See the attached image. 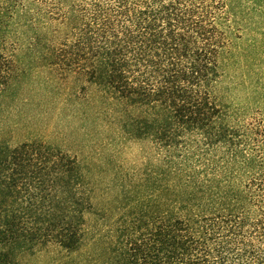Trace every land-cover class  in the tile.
I'll return each instance as SVG.
<instances>
[{"label": "trees", "instance_id": "1", "mask_svg": "<svg viewBox=\"0 0 264 264\" xmlns=\"http://www.w3.org/2000/svg\"><path fill=\"white\" fill-rule=\"evenodd\" d=\"M41 255L264 264V0H0V264Z\"/></svg>", "mask_w": 264, "mask_h": 264}, {"label": "rangeland", "instance_id": "2", "mask_svg": "<svg viewBox=\"0 0 264 264\" xmlns=\"http://www.w3.org/2000/svg\"><path fill=\"white\" fill-rule=\"evenodd\" d=\"M53 114V113H52ZM52 114L50 117H41L39 118V121L37 122L36 125H31L29 124V127L26 128V130H18L15 132L14 136H13V140L12 142L14 144H17L23 140L26 139L27 136H24V133L26 132H35L36 134H38L39 137L41 138H45L48 137L49 138H54V136L52 135L53 133L56 134V131H61L60 128H58V130H56L54 128V123L51 119ZM15 118V117H13ZM66 123V122H65ZM64 123V125H65ZM62 128V126H61ZM74 129H76V127L73 125L71 126L70 130L74 131ZM67 131V130H65ZM114 163H112L109 168L111 169L110 172H108L106 175H103L100 173V175L102 176V182H101V191L98 193L100 195L98 201H102L104 203H106L105 205H111L113 207H117L118 205L113 202L114 198H118V200H120V152H118V154H115V159H114ZM118 182V183H116ZM110 189V190H108ZM97 201V202H98ZM96 203V201H95ZM98 206V203H96ZM99 207V206H98ZM98 210V208H97ZM96 211V210H95ZM94 211V213H96ZM111 216H113V218H119L120 217V212H112V214H110ZM99 215L94 216L93 214L89 216V221H96L98 220ZM49 257H47L46 255H41V256H37V258H32V259H28L26 264H49Z\"/></svg>", "mask_w": 264, "mask_h": 264}]
</instances>
